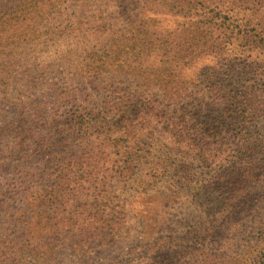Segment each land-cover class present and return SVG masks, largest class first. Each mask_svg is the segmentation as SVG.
Returning <instances> with one entry per match:
<instances>
[{"label": "rangeland", "instance_id": "obj_1", "mask_svg": "<svg viewBox=\"0 0 264 264\" xmlns=\"http://www.w3.org/2000/svg\"><path fill=\"white\" fill-rule=\"evenodd\" d=\"M236 20L264 27V0H0V89L34 110L89 106L105 117L64 134L70 147L53 151L63 165L42 171L28 158L34 197L0 211V264L145 261L152 237L178 239L181 223L206 220L195 193L216 169L196 158L214 144L192 140L225 113L218 83L224 93L244 62L264 64V53H241ZM228 40L232 48L216 50ZM139 100L162 114L138 116ZM40 125L35 136L54 131Z\"/></svg>", "mask_w": 264, "mask_h": 264}, {"label": "trees", "instance_id": "obj_2", "mask_svg": "<svg viewBox=\"0 0 264 264\" xmlns=\"http://www.w3.org/2000/svg\"><path fill=\"white\" fill-rule=\"evenodd\" d=\"M225 19L229 21L230 14L227 13ZM237 21L232 22V28L238 29V34L247 39L246 44L238 45L242 48L241 53H264L261 22L252 25ZM227 42L229 40L222 41L216 50L221 52L232 48L234 44ZM5 86L10 87V83ZM224 87L218 83L215 92V98L222 102L213 101L211 104H225V113L211 116L200 125L201 128H197V135L191 139L214 144V147L200 148L203 153L196 158L211 170L216 169L204 191L198 188L195 193L196 199H201L195 201H201L200 205L207 207L206 220H195L193 227L188 226V222L181 223L183 230L178 239L162 234L152 237L153 243L144 245L151 246L154 252L145 261L139 258L140 261L133 264H264V64L258 60L244 62L240 78L223 93ZM14 94L0 89V211L5 212L14 210L19 201L34 197L29 157L35 155L38 158L42 171L49 165H63L53 151L70 147L66 146L64 134L83 131L99 117L105 118L101 108L95 110L89 106L72 107L65 114L48 111L45 106L34 110L35 102L27 103ZM146 102L139 100L135 109L138 116L162 114L153 108V104L148 106ZM40 121L54 123L47 127L54 128V131L40 130L43 136H35L39 129H46L41 127L42 123L39 127ZM114 125L115 129L121 128L118 120ZM72 141H75L71 144L73 148H80L83 143V140H80L81 144ZM23 151L30 156L25 159L20 156V160L18 154ZM209 151L216 154H207ZM210 160L214 164H210ZM70 165L74 167L78 162H69ZM19 169H23L22 177ZM63 185V179H55L54 195L62 192ZM44 195H47L46 190L42 188L40 197Z\"/></svg>", "mask_w": 264, "mask_h": 264}]
</instances>
